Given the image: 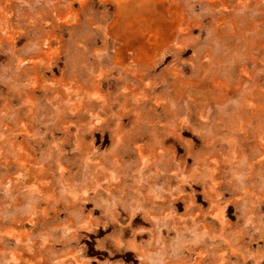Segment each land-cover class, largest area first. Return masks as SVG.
I'll return each mask as SVG.
<instances>
[{
    "label": "rangeland",
    "instance_id": "1",
    "mask_svg": "<svg viewBox=\"0 0 264 264\" xmlns=\"http://www.w3.org/2000/svg\"><path fill=\"white\" fill-rule=\"evenodd\" d=\"M0 264H264V0H0Z\"/></svg>",
    "mask_w": 264,
    "mask_h": 264
}]
</instances>
